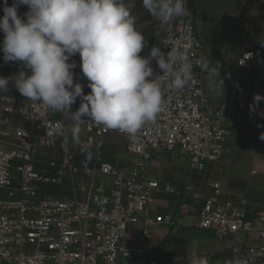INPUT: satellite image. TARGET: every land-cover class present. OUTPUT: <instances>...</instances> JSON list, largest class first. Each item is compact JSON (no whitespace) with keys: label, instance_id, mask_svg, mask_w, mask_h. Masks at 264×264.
Segmentation results:
<instances>
[{"label":"built area","instance_id":"2783aa9c","mask_svg":"<svg viewBox=\"0 0 264 264\" xmlns=\"http://www.w3.org/2000/svg\"><path fill=\"white\" fill-rule=\"evenodd\" d=\"M3 4L0 0V8ZM178 46L189 51L194 79L183 90L164 85V110L136 140L87 118L82 124L88 137L80 148L93 149L98 139L109 135L125 138L126 151L136 157L128 170L112 162L79 167L65 149L49 160L47 169L37 168L35 160L66 137V122L54 119V113L39 102L0 93V264H162L147 257L146 246L155 226L173 220L160 212L153 198L178 191L171 182L160 183L151 177L152 157L184 155L190 168L201 175L223 158L229 136L247 123L259 125L264 119V100L255 111L233 97L219 109L207 103L202 68L207 52L188 7L187 14L173 22L161 49ZM71 60L77 64L74 83H81L86 95L89 81L80 68V56ZM236 64L263 66L264 46L244 51ZM80 104L77 97L72 110ZM68 177L75 182L74 197L45 196L48 186L60 187ZM78 192L84 197H78ZM185 195L201 202L196 227L212 230L221 240L239 232L258 234L261 246H235L232 264H264V211L256 214L263 223L256 228L224 198L217 182L207 183L202 190L190 182ZM188 208L189 203L183 202L179 216H188Z\"/></svg>","mask_w":264,"mask_h":264},{"label":"clouds","instance_id":"9594fccd","mask_svg":"<svg viewBox=\"0 0 264 264\" xmlns=\"http://www.w3.org/2000/svg\"><path fill=\"white\" fill-rule=\"evenodd\" d=\"M20 5L28 7L25 19L18 15ZM142 5L165 28L187 14L186 0H142ZM0 31L3 61L22 65L18 74L0 76V91L12 84L49 112L70 114V137L76 145L85 118L136 140L164 110V85L183 90L194 79L186 46L164 51L153 45L143 54L145 38L124 0H13L10 6L4 0ZM77 54L91 89L87 95L81 83H74L77 64L71 58ZM153 64L162 75L154 73ZM202 68L210 85L219 80L224 86L220 72L206 62ZM77 97L81 104L73 111ZM261 100L256 94L250 109L255 111ZM259 139L264 141V133ZM92 159L86 150V160Z\"/></svg>","mask_w":264,"mask_h":264},{"label":"crops","instance_id":"0c3cea01","mask_svg":"<svg viewBox=\"0 0 264 264\" xmlns=\"http://www.w3.org/2000/svg\"><path fill=\"white\" fill-rule=\"evenodd\" d=\"M12 3L13 0H8L9 6ZM27 11L26 5H20L18 15L25 19L24 14ZM0 16H3V8H0ZM3 39L4 34L0 31V43ZM221 63L223 64L221 69L215 66H210L209 69L214 68L220 72L224 86H221L219 80L210 85L208 72L204 71L203 75L205 99L212 108L219 109L227 105L232 97L237 103L250 106L253 105L256 94L264 95V65L240 67L236 61ZM20 70L22 65L19 62L5 63L3 52L0 51V76L10 77L18 74ZM23 70L30 75V70ZM0 93L22 96L12 84H9L7 91ZM53 118H62L66 122L68 133L66 137L58 140L54 149L46 151L42 159L35 160L37 168L47 169L49 160L59 155L63 149L72 154L79 167L112 162L119 168L128 170L136 162V157L126 151L125 138L109 135L98 139L93 149L80 148V144L76 145L71 141L70 114L57 112L53 114ZM261 133H264V119L259 125L247 123L236 135L226 139L223 158L215 164H210L201 175H197L190 168L184 155L152 157L149 168L151 177L160 183L171 182L178 193H158L153 198L160 212L164 215L170 214L173 222L153 228L146 246L149 259L162 264H203L204 261L206 264H232L235 246L242 245L245 248L261 246L256 232L248 234L239 232L231 238L221 240L212 230L196 227L201 202H195L185 195L190 182L200 190L209 182H217L221 185L224 198L232 201L237 211L252 221L256 228L262 227L263 223L256 219V214L264 211V141L259 139ZM87 137L88 134L83 129L80 141H85ZM86 150L93 154L91 161L86 160ZM74 184L73 179L68 177L60 187L48 186L44 194L52 198H72L76 195ZM77 195L80 198L84 197L83 192H78ZM183 202L189 203L186 217L179 216ZM136 229H140V226Z\"/></svg>","mask_w":264,"mask_h":264},{"label":"rangeland","instance_id":"374dc122","mask_svg":"<svg viewBox=\"0 0 264 264\" xmlns=\"http://www.w3.org/2000/svg\"><path fill=\"white\" fill-rule=\"evenodd\" d=\"M136 20V28L146 41L143 54L151 46L161 48L168 27L160 25L142 5V0H124ZM207 52L208 66L236 61L244 51L264 42V0H186ZM211 68V67H210ZM154 73L159 75L153 64ZM221 69V68H220ZM91 89L87 92L89 94Z\"/></svg>","mask_w":264,"mask_h":264}]
</instances>
